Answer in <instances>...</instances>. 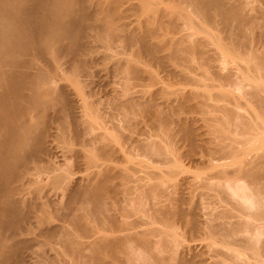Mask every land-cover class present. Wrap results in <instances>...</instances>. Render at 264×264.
<instances>
[{
  "label": "bare ground",
  "instance_id": "1",
  "mask_svg": "<svg viewBox=\"0 0 264 264\" xmlns=\"http://www.w3.org/2000/svg\"><path fill=\"white\" fill-rule=\"evenodd\" d=\"M121 1L0 0V264H26L29 258H33L29 256L32 253L30 251L32 248L34 250L36 245H40L42 248L41 244L45 246V243L53 245V242L59 248L58 252H56L57 248L54 249L57 253L56 256L61 253L64 255L67 252L76 259V264H91L95 261L96 263L98 261L97 264H110L105 258L108 256L111 258V260L109 259L111 264H186L188 261L191 262V260L185 262L186 258L183 260L182 256V258L178 257L179 259L176 257L178 260H175L172 255L175 256L177 250L171 251V253L174 252L172 254L169 253V250L167 252V248L175 250L173 246L177 248L178 243L180 244L179 238L171 229L173 219L175 217L177 220L178 218L184 219L185 215L179 204L178 206L174 205L177 203L171 198H167L169 199L168 204L166 202L165 206H160L161 198L164 196L162 188L165 187L161 186L162 182L159 180H154L155 182L152 183L144 180V182L142 180L139 182L137 178L142 179L141 176L140 178L132 176L133 180H137L135 182H139L132 185L135 183L129 175L132 168L122 166V164L121 167L115 165L118 164L115 158L120 159L117 157L120 156L119 154H123L124 158L120 160L121 162L126 160L125 163L133 159L130 154L133 155L132 150H136V148H132L134 146L132 145L128 152L130 148L126 147L129 145L125 146V142L129 137L126 136V133L124 136L119 130L116 131V128H119L120 125L122 127L124 125L131 126L133 124L131 118L135 117L136 113L152 112L153 114H151L159 117L158 119L164 123V126L161 128L159 125L158 133H152L157 136V139L145 140L144 138L141 141L145 142H136L137 145L141 143L138 146L135 144L138 150L135 151V154L140 156L146 154L151 158L157 157L161 162L164 160L166 164L172 162V165L175 164V168H180V165L177 164L179 157H175L177 149L175 150L170 145L173 140V132H175L172 130L173 128L170 129L169 125L172 112L160 111L161 109H157L155 104L153 103V105L150 101V103H140L139 100H135L136 98L128 96L125 92L128 91L129 77L137 76L141 72L137 65L138 54L141 52L145 51L151 60L160 59L157 55L158 43L150 44L151 42L148 43L144 37L156 33V27L163 28L166 21L164 27L168 26L175 30L177 28V30L180 29L179 31L186 30L180 36L168 38L170 41L168 40L166 45L169 43L168 46L171 47L168 60L170 59L172 62L175 60L194 61L191 59H195V55H202V47L212 40L213 44H223V49L227 52L229 50L233 54L231 56L235 55L236 58H241L246 63V66H242V69L237 71L241 72L240 76L237 73L240 78H236L238 81H232V75L227 74L219 76L222 83L227 82L229 85V82H232L235 85H233L234 88L240 90L244 87L245 82H247L245 84H250L247 80H252L255 77L258 80L263 79V82L264 12L254 6V14L246 13L245 5L248 4L246 0L245 2H243L244 0H176V7L170 12L156 7L160 0H140L138 5L140 10L148 11L149 15H153L152 17L154 14L157 16L160 14V17L168 16L169 18L163 21L164 18L152 19L149 16L143 36L129 30L127 33L120 34L121 28L125 27L116 23L122 15L120 14L121 9H119ZM182 3L185 4V7ZM186 6L191 7L190 10ZM188 10L206 19H212L215 15H219L225 23V39L219 38L216 31L207 32L208 37H205L204 41L195 38L196 33L193 32V28L197 29V25H195L192 15L188 14ZM205 18L203 19L205 20ZM150 19L152 20L150 21ZM258 29L262 31L259 30L258 33ZM123 31L127 30L123 28ZM116 39L119 41L121 39L120 42L123 41L128 47L130 45L134 47L135 43H139L138 45L143 47L142 51L139 49L141 52L133 54L131 58L119 57V59L116 56L118 59L116 61L114 59L115 64L113 62L115 69L122 73L125 80L121 94H117L119 97L112 98L108 103L110 106L112 105V109H116V112L112 111L119 114L123 122L116 124L117 127L112 124L114 121H111L113 120L111 116H106L112 114L110 110L108 111V107L106 112L108 105H100L102 99L99 98L100 95L97 97L95 94L96 81V86L93 87L95 91L91 88L93 83L95 84L93 80L96 77L91 79L93 77L92 63L95 61L90 53L92 42L100 41L102 46L108 50L114 43L116 44L114 42ZM221 39L225 42L223 43ZM162 49L164 48L162 47ZM110 55L112 56V54ZM110 55L103 57L106 56L107 59H110ZM225 59L227 60V58ZM242 72L247 76H243ZM84 76H90V80L83 79ZM248 77H252V79H247ZM243 81L244 83H242ZM249 87H251V90L248 91L250 93L248 94L251 95L249 99H254V102L251 99L250 101L256 104L253 105L255 108H259L258 111L256 110L259 113L254 110L252 115L251 109H248L250 116H247L246 113L244 116L239 113L240 111L229 106V109L226 108V105L218 107L222 108L223 114L221 118L217 117V121L221 120L223 127H220V130L216 129L215 132L217 135L219 134L218 137L216 136L218 139L223 138V142L220 140L221 143L218 142L213 147L214 149L218 146L213 152L219 153L217 154L220 155L219 157L222 155L226 157L233 152L235 155L238 147L236 144L239 143L244 144L243 152H245L244 147L247 150V145H255L257 138L259 140V136L262 137L264 132V95H262L264 86L252 83ZM234 88L232 87V89ZM191 93L187 97L183 98L182 96L183 99L180 98L182 99L179 100L181 106L178 107L187 108L185 107L187 106L186 99H192L195 94L191 95ZM229 94L230 92H227L226 89L220 91L221 98L227 97ZM220 96L217 95V97ZM100 106H102V110ZM200 106L202 107V105ZM238 107L239 105H236V108ZM102 111L106 112V115ZM117 115L116 117H119ZM179 127L181 136L187 138L189 143L194 144L195 133L193 134L190 128L184 127L183 124ZM257 134L260 135L255 138ZM260 139L262 145L259 140V151L255 148L257 151L253 155L251 154V158L237 161L241 156L240 153H243L240 152L242 151L240 146L237 149L238 154L235 155L237 157L240 154L237 159L231 154V159L233 157L236 160V162H232V168H228V164H224L223 168L217 170L218 175L215 173L214 176L217 182L218 179L222 180L214 187L219 195L221 194L222 201L227 200L231 205L230 208H233L232 210L228 208V210L233 211L235 208V212L236 210L239 212L230 215L236 217V220L231 221L230 219L231 222L226 223L218 221L209 224L207 222L209 225L201 232L207 239L214 240L219 236L223 241L222 244L238 246L239 250L241 248L246 253L248 259L244 257L245 255L243 256L244 253H241V250L233 249L234 252H231V256L228 255L227 261L231 264H264V142L262 141L264 138ZM139 151L140 154L137 153ZM173 154L175 158H173ZM157 158L156 162L159 161ZM212 159L214 161L215 158L212 157ZM120 160L119 163H121ZM165 168L161 171L162 174L175 175L177 173L170 165L169 169L165 170ZM155 172L156 170L151 172L153 173L152 178L160 179L163 176L160 172ZM115 174L118 175L116 180L121 183L120 187L122 186L123 189L121 192L125 193V198H123L128 205L127 208L123 207V210L122 207L119 208L122 210L120 216L110 212V207H112L110 203L116 197L113 196V191L119 186L117 181V186L115 181L111 182V178H114ZM120 178V181L123 182L119 181ZM241 179H244V184ZM131 180L132 184L128 183ZM110 182H114L113 186L110 185ZM208 185L206 183V186ZM30 187H33L32 193L28 191ZM120 187L119 189H121ZM119 189L117 193L115 192L116 194ZM30 190L32 189L30 188ZM121 192L119 191V194H122ZM165 193L168 194V192ZM109 195L113 197V200ZM108 196L112 200L111 202L106 200ZM113 203L115 205V201ZM114 205L113 207H115ZM228 215V211L224 210L216 216L214 214V219H227ZM133 216H136L137 219L135 217L134 220H128ZM144 216H148L152 221L162 220L163 223H167L166 225L164 223L166 229H161V227L156 230L154 228H151L152 230L137 229L138 226L141 227L140 223ZM195 221L197 222L191 217L189 223L192 228H198ZM143 223L145 222L143 221ZM221 240L220 242H222ZM38 246L35 250L39 249ZM83 251H87L89 255ZM164 252L169 253L171 257L167 253L165 254L169 257L164 255ZM71 256L69 255V258ZM228 256L225 257L228 258ZM72 257L71 259H73Z\"/></svg>",
  "mask_w": 264,
  "mask_h": 264
},
{
  "label": "rangeland",
  "instance_id": "2",
  "mask_svg": "<svg viewBox=\"0 0 264 264\" xmlns=\"http://www.w3.org/2000/svg\"><path fill=\"white\" fill-rule=\"evenodd\" d=\"M243 2H245V0ZM246 3H248L247 6L245 5L246 10H247V11L245 10L246 13L254 14L255 13L254 8H259V9H261V11L264 12V0H246ZM139 4H140V0H122L121 1V5H120L119 9L122 10V11L120 10V12H121L120 14H122V15L120 16L121 18L117 19L116 23L117 24H120V25L122 24L123 26H125L123 28H125L127 31L124 32L125 30L123 31V28H121L122 30L120 31L121 33L119 32L120 34L127 33L128 30H129V31H132L134 33H139V34H141V35L144 36V34H145L144 33V31H145V25L147 26V23H148L147 20H149V16L152 19H158V17H160V14H158V16L156 14H154V17H152L153 15H149V12L148 11H146V10H140L141 8L138 6ZM182 5H183V3H182ZM156 7L160 8V9H164V11H167L168 10L170 12V10L172 11V9H174L176 7V0H174V1L173 0H160V1L157 2ZM186 8H188V7L186 6ZM190 8L191 7H189L188 9L190 10ZM189 10H188V14L192 15V19H194L195 25H197V29H196V27L193 28V32H195L196 35H197V36L195 35V38H197V39H199L201 41H204L205 37L206 38L208 37L207 32H215L216 31V34L219 36V38L225 39V35H226L225 34V30H226L225 29V23H224V20L219 15H215L212 19H206L205 17H201L199 15L197 16L192 11H191L192 12L191 13ZM138 13H140V14H138ZM147 17H148V19H147ZM160 18H164V19H162L163 21L169 19L168 16H165V17L164 16L163 17L161 16ZM203 18H205V20ZM152 19H150V21ZM214 20H215V22H214ZM165 22H164V25L166 24ZM198 24L200 26L199 27L200 30L198 28ZM164 25H163V28L156 27V29H155L156 30V33H154L153 35H146V37H144V38H146V40L148 41V43L151 42L150 44H152V43L153 44L154 43L155 44L158 43L157 46L159 48L157 47V51H158L157 55H158V57H160V59H163V60H160V59L159 60H156V59L151 60V59H149L151 57L148 56V54L144 51V49H143L144 53L141 52L143 47L141 48L140 45H138L139 43L138 44L135 43V46L138 45L136 48H135V46L133 47V45H132V47L130 45L129 46L130 48H129L128 45H126L125 43H123V41H122V43L120 42L121 39H120V41L116 39L114 41V42H116V44L114 43L113 46H112V48L106 50L102 46V43L100 41H98V42L97 41L92 42L91 43L92 45H91V51H90V53H91V57L94 58V61L95 62L93 61L94 63H92V65H93L92 66V68H93L92 69V76L93 77L91 76L92 77L91 79L93 80V78L96 77L95 78L96 80L94 79L93 82L96 81L97 82V86H96V82H95V84L93 83V86H91V88H93L95 86L97 87V88H95L96 89V93L95 92L94 93L97 95V97H99V95H100L99 98L102 99V101H100L101 103L99 102L100 105H102V106L108 105V106H106V112H107V109L109 108L108 111L110 110V112L113 114V117H112V114L111 115H106L105 114L106 112L103 113V111L105 109L102 111V113L104 115H106V116H111V118L113 119L111 121L112 122L114 121L113 123L112 122L111 123L114 126L117 127L118 124H122L123 122L120 119V115L119 114L117 115L115 113L116 112V109L115 110L112 109V107H111L112 105L110 106L108 104L109 103V100H111L112 98H115L117 96V94H119L120 92H122L121 90H123V86L125 84V80L123 79L122 73L115 69L116 67L114 66V64H115L114 59L116 61V59H118L119 57H129V58H131L133 54H135V53L137 54V53L141 52V54H138L139 55V59H137V60H139L137 62V65L140 67L141 72L140 73L138 72L139 73L137 75L138 77L136 75L135 76H132L133 78L131 76L129 77L130 79H129V83H128V91H126L125 93L128 96H131V97L136 98L135 100H139L140 103L141 102L146 103V102H149L150 101L152 104L153 103L155 104V107L157 109H159V110L161 109L160 111H165L167 113H171L172 112L171 113L172 115L170 116V118L172 120L170 119L169 125H170V129L173 128L172 130L175 131V132H173L174 133L173 138H172L173 139L172 140L173 143L171 141V144L170 145H171L172 148H175V150L177 149V151H175V150L174 151H175V154H177V155H175V157H179L178 160H180V161H178L177 158H176V160H177V164L180 165V168L179 167L178 168L177 167L175 168L174 167L175 164L172 165V162H171V164H170V162H169V164H166V161L165 160H164L165 163H164V161L161 162L160 159L157 158V157H156L157 160H159V161H157V162H159L158 164L156 162V158L148 157L146 154H145V156H147V157L142 156V155L140 156V155L135 154V151H138L137 150V147H135L137 145L136 142L141 141V140H144V138H145V140H149L151 138L152 139H157V136L154 135V134H156L157 130L160 129L159 128V125H160L161 128L164 126L163 125L164 123L160 122V120L158 119L159 117L157 118L154 115H152L153 114L152 112H147L145 114H144V112L143 113L142 112L141 113L139 112V113L134 114V115H136L135 117L132 115L133 117L131 116L132 117L131 119H133V122H132L133 124L131 126H125L123 124L124 125L123 127H126V128H123L120 125L119 128L117 127L118 128L117 129L116 127L113 126V128H116V131L119 130V132L120 133L122 132L124 136H125V133H126V136L129 137V138L126 139V142H125V146L126 145H129V146H126V147L128 149L130 148L128 152H130L132 145H134L132 148H136V150L135 149L132 150L134 152L133 155H132V153L130 154L131 156H133V159L132 160H130L129 162H125L124 163V161H126V160L123 159L124 161L122 160L123 162H121L120 159L121 158H124V157H122L123 154H119L120 156H117V157L118 158L120 157L119 160H120L121 163H119V160L115 158V161L117 160V162H118V164H115V165H118L119 167H121L120 165L122 164V166L125 165V166H129L130 169L132 168L131 171H130L132 175L129 172L130 169L128 170L129 175H130V177H131L132 180H133V177L134 178L135 177L136 178L137 177L140 178V176H141L142 179H138L137 178V180L139 182H141L140 180H142V182H144V181L145 182H148L149 181V183H152V182H155V181H158V180L161 181L162 182V185L161 186H163V187L165 186L167 188H165V187L162 188V189H164L163 190L164 191V193H163L164 196L161 198L162 201L160 202V206L162 207V206H165L166 204H168L169 199H167V198H171L174 201H176V203H177V204H174V205H177L178 206V204H179L180 208H182V210L184 212V215H185L184 219H179L178 218V220H177V217H175L173 219V221H174L173 224L171 223L174 226V227L172 226V228H171V229L174 230L172 232L173 233H176L177 237L180 240V244L178 243L179 246L177 245L176 246L177 248H175V246H173L174 247L173 249H175V250H172V249L170 250V248L169 249L167 248V252L169 250V253H171V251H174L175 252L177 250L176 253H175V256L172 255V257H174L175 260H178L179 258L184 257L183 260L186 258L185 259V262L188 261V260H191V262L188 261L186 264H189V262H190V264H217L218 262L220 264L221 263L222 264H225V263L226 264H231L230 262L227 263V261L229 259V256L232 255L231 252L233 251V249L235 251H240L241 248L239 250V247L238 246L231 245L232 246L231 247L229 244H226V245L225 244H222L223 241L221 240V238L219 236L216 237L217 240L215 238H214V240H212L209 237H208L209 239H207V237H205V235H203L201 233L202 230H205V228L210 223H217L218 221L219 222L220 221H223L225 223L226 222L235 221L236 220L235 219L236 217H232L230 215L231 214L234 215L236 213H239L237 210L235 212V208H234L233 211H229L228 210V208H230L231 205L228 204L229 202L227 200L226 201L225 200L222 201L223 199L220 198V195L221 194L219 195L218 191L214 187L216 183H221L222 180L220 179L221 182H219L220 180L218 179V182H217V179L214 176H215V173L218 172L217 170H219L220 168H223L225 166L224 164H228L227 167L228 168L229 167L232 168V165H233L232 162L233 161L236 162V160H234L233 157L237 159L239 157V155L241 154V156L238 158L239 160H237V161H240V159L241 160H243V159L246 160V158L247 159L248 158H251V154L253 155L254 153H256V151L260 147V145H259V143L261 142V139L260 138H264V136H263L264 135V132H263V134L261 133L262 134V137H260L261 136L260 134L255 135V138H257L260 135L259 136L260 142H259V140L257 138V140L255 142V145L251 144V145H249L250 147L247 145V147H248L247 150L244 147V151L245 152H243V146H244V144L243 145H242V143L236 144L239 148L241 146L242 151H240V152H243L244 154L243 153H240L237 157H235V155L238 154V152H239V151L237 152V149H238V147H237L236 152H235L236 154L233 155L234 152L231 153L232 156H233L232 159H231V154L230 155H227L226 157L221 154L223 156V158H222V156L219 157L220 155L219 156L217 155L219 153L213 152V151H215V148H217L218 146L215 147L214 149H213V147L215 145H217L220 140L221 141L223 140L222 137H221L222 139L220 137H219L220 139H218L217 137L219 136V134L217 135V133L215 132L216 129H219L220 127L221 128L223 127V124H221L222 121L221 120L220 121H217V119H218L217 117H220V118L222 117L223 111H221L222 110L221 107H223V106L225 107V105H226V108H228V106H229L232 109L233 108L236 109V111H238V112L240 111L239 113L241 115H244V116H245V113L247 114V116H250L248 109H251L250 110L251 111V114L252 113L254 114V110H255V112H257L259 108L258 109L255 108V105L256 104L253 103L254 102V99L250 98L253 102L250 101V99H249V96H251V95H249L250 93L248 92V91L251 90V87H249V86H251L252 83L253 84H256V85H259L260 84L261 86H264V84H263L264 81L262 82L263 79L262 80H260V79L258 80V78H256L255 76H254L255 77L254 78L255 80H254V79H252V77H253L252 76L250 78L249 77L247 78V79H252V80H247L250 84H245L247 82L244 83V81H246V80L243 77L244 81L242 83H244V87H242V89H240V90H237L236 87L234 88L235 85L232 82H231L232 84L229 82V85H228L227 82H223V83H225V84H223L221 82V79H219L220 78L219 76H223V75L230 74V76L232 75L231 76L232 81H238L236 78L240 79L238 77V75L240 76V73L241 72L239 73L237 71L240 70V69H242V66H246V63H245V60H242L241 58H236L235 55H234L235 57L234 56H231L233 54H231L229 50H228V52H229V54H228L227 50H224L223 49V46H222L223 44H221V43H219V45H217L215 43L213 44L212 40H211V42L209 44H207L204 47H202L204 54L202 53V55H195V59H191V60H194V61H190L189 60L187 62V61H180V60L179 61L178 60L177 61L176 60L174 61L173 60L174 62H172V60H170V59L168 60L167 57L169 56V52H170V48L171 47H170V45L168 46L169 43L167 45H166V43L170 41L169 39L171 37H173V36H175V37L180 36V34H183L184 32H186V30H183L182 31V29H181V31H179L180 29L177 30V28H176V30H177L176 31L173 28H170V27L168 28L167 25H166L167 27H164ZM166 29H167V31H166ZM259 30L260 29H258V33H259ZM261 31L262 30H260V32ZM172 32H174V33H172ZM256 33H257V31H256ZM223 39H221V41ZM119 42H120V44H119ZM222 42L224 43L225 40L222 41ZM122 44H124V45L122 46ZM220 44H221L222 47L220 46ZM224 46H227V45H224ZM162 47L164 49H162ZM166 47H168V48H166ZM139 49H141V51H139ZM145 53H146V55H145ZM232 53H233V51H232ZM100 54H101V56H100ZM110 54H112V56ZM104 55H110V59L109 58L107 59L106 56L103 57ZM116 56H118V58ZM224 57L227 58V60ZM113 62H114V64H113ZM163 64H164V66H163ZM143 71H145V72H143ZM237 73H239V74L237 75ZM243 73L244 72H242V74ZM95 74H96V76H95ZM245 74H243V76H247V74L246 75ZM201 75H202V77H201ZM235 75H237V76H235ZM89 77L90 76H87V77L84 76L82 78L83 79H89ZM253 81L254 82H258V83H254ZM134 84H135V86H134ZM232 87L234 89H232ZM95 89H94V91H95ZM129 89H130V91H129ZM225 89H226L227 92H230V94L227 97H222L223 98L222 99L221 96H220V91L221 90L222 91H225ZM241 91H243V92L241 93ZM190 92H192L191 95L194 94V93L195 94H194V96H192V99L190 98L192 101L190 99H188V100L186 99V105L187 106H185V107H187V108L178 107V106H181V102L180 101L184 97H187L188 95H190ZM245 92H247V93H245ZM216 94L218 96H220V97H217ZM262 95H264V94H262ZM182 96H183V98H182ZM117 97H119V96H117ZM180 98H182V99H180ZM227 99H228V101H227ZM243 103L245 104V106H244ZM253 104H255V105H253ZM200 105H202V107ZM219 105L221 106L220 107L221 109L218 108ZM236 105H239V107H238L239 109L236 108ZM252 105L254 106L253 109H252ZM102 106H100L101 110H102ZM250 106H251V108H249ZM112 110H114L115 112L112 111ZM110 112H109V114H110ZM257 113H259V112H257ZM116 115L119 116V117H116ZM119 120H120V122H119ZM152 120H154V121H152ZM156 120H158L159 122L157 123ZM116 121H118V122H116ZM180 122L183 124L184 127L190 128V130L192 131L193 134L195 133L194 134V137H193L194 138V140H193L194 141L193 142L194 144L189 143L190 141L187 138H185L184 136H181V133L179 131V128H180L179 125H182V124H179ZM156 126H157V128H156ZM228 126L231 127V125H228ZM120 127L122 128L121 131H120ZM231 128H233V127H231ZM231 128H229V129H231ZM153 132H154V134L152 135ZM262 141L264 142V139ZM141 142H145V141H141ZM174 142H175V144H174ZM140 143H138V145ZM219 143H221V142H219ZM261 145H262V142H261ZM255 148H257V150ZM59 150H60V148H59ZM137 153L140 154V151L137 152ZM126 154L129 157H131L127 152H126ZM172 156H173V158H175L174 157V154ZM212 157L215 158L214 161H213ZM218 158L219 159L221 158L222 160H219ZM211 159H212V162H210ZM134 162H136V163H134ZM140 164H142V165L145 164V165H143V166L141 165L140 166ZM229 164H231V165L229 166ZM169 165H170L171 168L173 167V169H175L176 172H177V173L175 172L176 173L175 175L173 174L174 176L173 175L165 174L164 172H163L164 174L161 173V171L164 170L165 167H166L165 170L166 169H169L168 168ZM137 167H139L140 170ZM160 168H161V170H160ZM143 169H144L145 172L143 171ZM181 169H182V171H181ZM154 170H156L155 173L160 172L163 176L160 179H154V178H152L153 173H151V172H153ZM179 171H181V172H179ZM146 172H148V173H146ZM116 175L117 174H115V177H114L115 180H114L113 177H112L113 179L111 178V182L112 181H115V183H116V181H117L116 179H118V175L117 176ZM216 175H218V173ZM120 180H121V178L119 179V181ZM132 180L130 182L128 181V183L132 184L131 183ZM135 180H133V182H135ZM241 180L243 181V184H244V182H245L244 179H241ZM205 181H206L207 185L210 182V185L206 186ZM111 182H110V185L112 184V186H113V183L114 182L113 183H111ZM120 182H123V181H120ZM139 182H135L132 185H134L136 183H139ZM211 183L214 184V185H212ZM120 184L121 183H119V186L116 187L118 185L116 183V186H115L116 188L113 191V196H116V197H114L115 205L113 203L114 201H112L113 200V197H111L112 195L110 193L109 194L111 196L110 195L109 196L112 198V200L109 198V196L106 199V200H108L110 202L112 201L111 203L109 202L110 205L112 204L111 205L112 207H113V205L116 207V208L113 207L114 209L112 207H110V212L113 213V214H115V215L118 214L119 216H120V212L125 208V206H126V208L128 206V205H126V200L124 199L125 198V193L123 192L124 193V195H123V193L121 192L123 189L121 188L122 186L120 187ZM203 185H204V187H203ZM217 186H216V188H217ZM119 187L121 189H119ZM30 188L32 190H30ZM30 188H29L28 191L32 193L33 187H30ZM118 189H119V191L122 194H119V191H118V194L119 195L116 194ZM165 192H168V194H166ZM111 193H112V191H111ZM110 205L108 204V206H110ZM121 207H122V210L119 209ZM111 208L114 210V212H113V210ZM225 208H227V209H225ZM115 209H116V211H115ZM224 210H227L228 211V214H229L228 216L231 217V218H229V217L227 218L226 217L227 219L223 218L222 220L221 219H214V217L216 216V214H219L221 211H224ZM214 214H215V216H214ZM119 216H117V217H119ZM135 217L136 216H133L132 218H129L128 220H130V219L131 220H134ZM146 217H148V216H144L142 218L141 223H140L141 224L140 225L141 227L138 226L137 229H139V230H148V229H151V228L153 229L154 228L156 230V229H160V227H161V229L162 228L163 229H166L164 227V223L165 222L163 223L162 220H159L158 219L159 222L157 220H155V221L153 220L152 221L151 218L148 217L149 218L148 219ZM191 217H192V219L197 220V222L195 221V223L198 224V225L197 226L195 225V226L198 227V228H192V226H190L191 223H189V222H191ZM185 218H188V219H185ZM136 219H137V217H136ZM230 219H231V221H230ZM143 221L145 223H143ZM207 222L209 224H207ZM142 223H143V225H142ZM166 224L167 223H165V225ZM205 224H207V225H205ZM161 225H163V226H161ZM200 227H202L204 229H202ZM199 228H200V230H199ZM197 231L200 233V235H199V233ZM154 239L156 240L157 238H154ZM83 240H85V239H83ZM220 240L222 242H220ZM36 246H38V245H36ZM36 246L34 247V250H33L32 247H31L32 250H30L31 248L29 249L30 251H32V253H30L29 256L30 257L32 256L33 258H29V260L26 262V264L27 263H29V264H52L53 263L54 264V262H55V264H59V262H61L60 264H74L76 262V259L74 257H72L71 254H68L67 252H65V254H68L67 256L64 253H63L64 255H62V253L59 254L60 252L58 253L59 255L56 256L57 253H55V250L54 249L57 248L56 249V252H58L57 250L59 248H58L57 245L54 244V242H53V245H52V243H50V244L45 243V246H44V244H41V247L42 248H40V245H39L38 246L39 249L37 248V250H35L36 249ZM183 247L185 248V251H184V248ZM186 248H187V250H186ZM83 252H85V254L87 253L89 255V253L87 251H83ZM167 252H164V255L168 256L167 254H169V253H167ZM174 252H172V253H174ZM240 252L241 253H244L242 250ZM35 253H36V255H35ZM165 253H167V254H165ZM69 255L74 260L71 259V257L69 258ZM59 256H61V257H59ZM169 256H170V254H169ZM225 256H228V258L225 257ZM243 256L248 259V257H246L247 256L246 253H244ZM56 257H58V258H56ZM176 257L177 258L179 257V258L176 259ZM219 257H220V259H218ZM59 258H60V261H59ZM105 258H106V261L108 260V263H110V264L112 263L111 261L109 262V259L111 260V258H109V256H108V258L107 257H105ZM26 259H28V257H26ZM93 259H91V261ZM30 260H31V262H29ZM91 261L89 263H91ZM192 261H193V263H192ZM251 261H252V259H251ZM93 262H94V260H93ZM252 262H254V261H252ZM97 263H98V261H97ZM97 263L95 261L94 263H91V264H97ZM113 264H115V263H113ZM117 264H119V263H117Z\"/></svg>",
  "mask_w": 264,
  "mask_h": 264
}]
</instances>
